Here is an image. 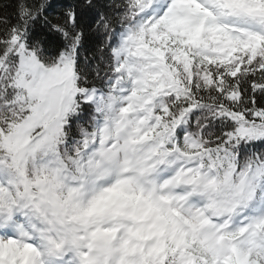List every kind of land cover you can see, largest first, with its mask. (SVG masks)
Wrapping results in <instances>:
<instances>
[{
	"label": "snow or ice",
	"instance_id": "1",
	"mask_svg": "<svg viewBox=\"0 0 264 264\" xmlns=\"http://www.w3.org/2000/svg\"><path fill=\"white\" fill-rule=\"evenodd\" d=\"M0 264H264V0H0Z\"/></svg>",
	"mask_w": 264,
	"mask_h": 264
}]
</instances>
